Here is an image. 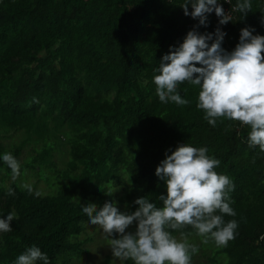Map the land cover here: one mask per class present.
Segmentation results:
<instances>
[{
    "label": "trees",
    "instance_id": "obj_1",
    "mask_svg": "<svg viewBox=\"0 0 264 264\" xmlns=\"http://www.w3.org/2000/svg\"><path fill=\"white\" fill-rule=\"evenodd\" d=\"M181 3L0 0V153L11 152L21 164L14 178L0 159V215L16 217L11 231H0V264H13L32 245L48 254V264L78 262L91 239L82 235L86 203L102 207L118 197L134 211L136 198L146 196L163 206L166 182L155 169L166 150L183 142L207 146L219 159L217 172L235 184L229 190L235 216L220 214L238 221L226 246L191 225L170 229L214 244L211 254L198 245L191 264L199 252L207 258L200 264H264V150L248 143L250 125L226 117L211 125L197 107L200 86L188 81L178 85L188 104L162 102L156 92L154 69L171 46L194 27L203 33L218 26L211 13L209 24L199 25ZM252 5L219 25L226 50L236 47L245 26L264 34V0ZM28 176L36 178L32 192L24 187ZM40 180L52 189L44 192Z\"/></svg>",
    "mask_w": 264,
    "mask_h": 264
},
{
    "label": "clouds",
    "instance_id": "obj_2",
    "mask_svg": "<svg viewBox=\"0 0 264 264\" xmlns=\"http://www.w3.org/2000/svg\"><path fill=\"white\" fill-rule=\"evenodd\" d=\"M181 5L186 15L198 17L199 25H208L209 13L213 11L219 22L214 32L190 29L178 46H171L173 50L163 55L153 77L159 99L188 104L190 101L181 95L178 85L184 81L198 85L197 107L204 110V118L211 125H216L218 117L248 124V143L264 150V34L245 26L236 47L228 51L222 45L226 31L219 25L233 17L225 12L220 0H182ZM252 6V0H237L233 7L246 15ZM0 159L14 178L21 174V164L14 154L0 153ZM219 163V159L208 154L207 146L180 143L170 154L166 150V157L155 169L166 182V194L159 196L163 206L140 196L135 200L139 207L134 211H122L113 201H106L102 207L86 203L80 211L87 215L88 223L98 224L111 238L113 255L122 264L128 259L133 264H191L198 246L178 239L170 229L191 225L199 234L210 235L218 245L226 246L238 228L237 220L225 221L220 214L235 216L229 202V190L235 184L227 174L217 172ZM24 187L29 192L34 190L29 184ZM14 218V212L0 215V231H11ZM134 223L135 231H126ZM40 260L48 264V254L32 245L13 264H37Z\"/></svg>",
    "mask_w": 264,
    "mask_h": 264
},
{
    "label": "rangeland",
    "instance_id": "obj_3",
    "mask_svg": "<svg viewBox=\"0 0 264 264\" xmlns=\"http://www.w3.org/2000/svg\"><path fill=\"white\" fill-rule=\"evenodd\" d=\"M2 138V137H1ZM11 140V138H2L1 141L4 143H8ZM59 163V167L62 166V160ZM34 176H28L25 178L26 184H30L33 181H35ZM7 183L9 179L6 180ZM39 188H41L44 192L50 191L52 187L44 180L39 181ZM115 203H117L118 207L122 211H131L126 205L120 203L118 200V197L114 200ZM136 224H132L129 226V229L131 231H135ZM86 233V234H85ZM85 237L91 239L89 240L87 247L89 249V253H87L85 256H83L78 262L74 264H122V262L119 260V258L115 257L112 252V248L110 245V237H107L101 227L98 224L95 223H87L85 231L82 233ZM81 235V236H82ZM116 237H119V233L115 234ZM178 239H187V241L191 244L195 245H204V249L207 252V254H211V251L214 247L213 243H209L205 241V238L201 235H184L181 236V233H178L175 235ZM109 257V261H107ZM197 260L199 262H197ZM207 261V258L204 256L202 252H199V254L196 255L194 264H200L201 262L204 263ZM125 264V261L123 262Z\"/></svg>",
    "mask_w": 264,
    "mask_h": 264
},
{
    "label": "built area",
    "instance_id": "obj_4",
    "mask_svg": "<svg viewBox=\"0 0 264 264\" xmlns=\"http://www.w3.org/2000/svg\"><path fill=\"white\" fill-rule=\"evenodd\" d=\"M224 2H225V7H224L225 12H229L232 15V17H235L238 12V10H235L233 7L235 4H233L232 1L230 2V0H224ZM211 15L215 19L219 20V17L216 15L215 11H213Z\"/></svg>",
    "mask_w": 264,
    "mask_h": 264
},
{
    "label": "bare ground",
    "instance_id": "obj_5",
    "mask_svg": "<svg viewBox=\"0 0 264 264\" xmlns=\"http://www.w3.org/2000/svg\"><path fill=\"white\" fill-rule=\"evenodd\" d=\"M238 25H239V23H238ZM138 50V49H137ZM64 96V95H63ZM122 168V167H121ZM126 170V169H125ZM123 171V170H122ZM125 173V172H124ZM228 173V172H227ZM234 178V177H233ZM242 192V191H241ZM251 193V192H250ZM243 194V193H242ZM246 195V194H245ZM245 197H247V195L245 196ZM251 197V196H250ZM248 198V197H247ZM253 202V201H252ZM263 208H264V206H263ZM237 212V211H236ZM237 213H240V212H237ZM263 221V220H262ZM242 234V233H241Z\"/></svg>",
    "mask_w": 264,
    "mask_h": 264
}]
</instances>
